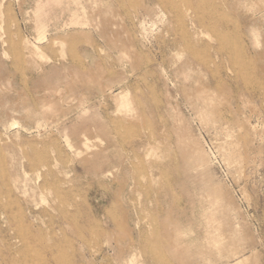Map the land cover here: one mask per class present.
I'll return each instance as SVG.
<instances>
[{"label": "rangeland", "instance_id": "374dc122", "mask_svg": "<svg viewBox=\"0 0 264 264\" xmlns=\"http://www.w3.org/2000/svg\"><path fill=\"white\" fill-rule=\"evenodd\" d=\"M0 264H264V0H0Z\"/></svg>", "mask_w": 264, "mask_h": 264}]
</instances>
